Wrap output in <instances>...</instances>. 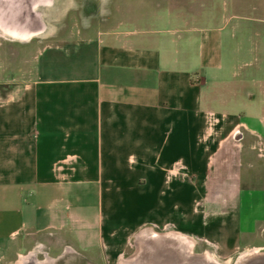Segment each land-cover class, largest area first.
Listing matches in <instances>:
<instances>
[{
  "label": "crops",
  "instance_id": "0c3cea01",
  "mask_svg": "<svg viewBox=\"0 0 264 264\" xmlns=\"http://www.w3.org/2000/svg\"><path fill=\"white\" fill-rule=\"evenodd\" d=\"M73 1L0 0V264L264 248V19L74 38ZM34 39L33 72L9 74Z\"/></svg>",
  "mask_w": 264,
  "mask_h": 264
},
{
  "label": "rangeland",
  "instance_id": "374dc122",
  "mask_svg": "<svg viewBox=\"0 0 264 264\" xmlns=\"http://www.w3.org/2000/svg\"><path fill=\"white\" fill-rule=\"evenodd\" d=\"M169 15L177 18L191 17L198 25L212 27H224L223 31H229L230 26L237 16L260 17L264 19V0H74L71 10L64 20V31L73 33L70 36L85 37L92 31L104 30L118 24H130L135 28L151 26L154 21L164 19ZM226 19L229 21L227 22ZM44 42L34 39L28 49H16L5 51L3 66L9 74L15 71L17 75L33 72L34 58ZM13 54V55H12ZM31 58V66L19 64L20 59ZM9 58L7 62L6 59ZM11 59H16L14 64ZM2 68V67H1ZM254 186H261L259 182ZM258 188V187H256ZM262 243L259 240L255 244ZM201 247L192 248V253L198 255L209 254L203 252ZM256 251L263 254L264 248L248 249L241 251L230 260L216 259L218 264H236L238 257L243 253ZM203 252V253H202ZM210 255V254H209Z\"/></svg>",
  "mask_w": 264,
  "mask_h": 264
},
{
  "label": "bare ground",
  "instance_id": "6f19581e",
  "mask_svg": "<svg viewBox=\"0 0 264 264\" xmlns=\"http://www.w3.org/2000/svg\"><path fill=\"white\" fill-rule=\"evenodd\" d=\"M176 242L178 244V240ZM165 253L169 255L171 261H174V264H218L209 254L197 255L192 253L190 244H187L185 249L176 245L175 248L167 250ZM236 264H264V253L257 254L254 250L243 253L238 257Z\"/></svg>",
  "mask_w": 264,
  "mask_h": 264
}]
</instances>
